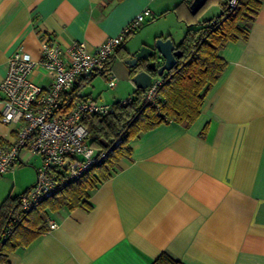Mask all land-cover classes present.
<instances>
[{
  "label": "crops",
  "instance_id": "0c3cea01",
  "mask_svg": "<svg viewBox=\"0 0 264 264\" xmlns=\"http://www.w3.org/2000/svg\"><path fill=\"white\" fill-rule=\"evenodd\" d=\"M179 2L0 0V81L15 50L39 57L40 31L94 50L146 7L151 15L119 47L129 58L159 36L176 45L184 20L194 21L184 4L172 10ZM220 56L226 67L189 127L169 121L132 139L130 158L88 192L90 208L48 212L56 226L2 264H151L162 252L182 264H264V0L247 37L227 42ZM111 69L112 88L130 83L134 91L124 59ZM31 78L48 84L41 69ZM14 134L0 123V143ZM34 156L23 150L17 164ZM20 193L9 191L0 205Z\"/></svg>",
  "mask_w": 264,
  "mask_h": 264
},
{
  "label": "trees",
  "instance_id": "16d2710c",
  "mask_svg": "<svg viewBox=\"0 0 264 264\" xmlns=\"http://www.w3.org/2000/svg\"><path fill=\"white\" fill-rule=\"evenodd\" d=\"M193 0H180L173 11L184 4L194 21L184 20L185 33L176 48L183 52L175 66L161 76L155 103L144 100L145 90L135 88L129 101L116 100L112 109L102 115H86L81 120L87 130V141L97 153L105 155L98 164L88 169L78 179L68 183L56 193L36 202L29 210H22L18 196L7 197L0 205V264L6 261L7 253L18 246H27L48 230V212L62 207L72 209L77 206L90 208L88 192L110 177L121 159L131 155L130 141L155 126L175 121L189 127L198 117L204 98L211 86L226 67L220 51L229 41L245 39L260 7L261 0H237L228 6L227 0H213L220 12L208 18L199 19L201 9L195 14L190 11ZM128 35L124 41L129 39ZM167 38V37H165ZM123 41V42H124ZM129 53L118 47L108 60L111 65L116 58L126 59ZM140 67L130 68V76ZM155 75L153 71H150ZM95 75L86 76V81ZM75 86L68 94L66 105L71 106L81 97ZM125 99V98H124ZM7 228H10L9 231ZM151 264H182L162 252Z\"/></svg>",
  "mask_w": 264,
  "mask_h": 264
},
{
  "label": "built area",
  "instance_id": "2783aa9c",
  "mask_svg": "<svg viewBox=\"0 0 264 264\" xmlns=\"http://www.w3.org/2000/svg\"><path fill=\"white\" fill-rule=\"evenodd\" d=\"M236 2L227 0L231 7ZM150 15L149 8L142 9L117 35L107 38L94 50L78 40L62 46L55 36L40 31L38 58L20 48L8 57L6 72L0 81V123L12 127L15 134L9 142L0 143V177L14 168L23 150L41 159L36 168V182L19 197L22 210H29L36 202L78 179L105 155L97 153L88 143L81 120L86 115L106 114L112 109V103L81 97L68 106V94L79 85L81 78L90 75L107 76V86H114L115 75L108 60ZM35 69L44 72L47 85L31 78ZM160 83L161 76L152 79L145 89L146 102L155 103ZM48 226L54 228L56 222L49 220Z\"/></svg>",
  "mask_w": 264,
  "mask_h": 264
},
{
  "label": "rangeland",
  "instance_id": "374dc122",
  "mask_svg": "<svg viewBox=\"0 0 264 264\" xmlns=\"http://www.w3.org/2000/svg\"><path fill=\"white\" fill-rule=\"evenodd\" d=\"M219 5L215 1L208 2L200 11L199 18L214 16L216 7ZM203 19V18H202ZM82 94H90L98 102L111 104L115 99H124L133 93L130 83H122L116 87L107 86V76L98 74L85 82L81 88ZM41 164L39 156H34L25 164H17L14 168L0 179V199L11 191L12 195H17L25 188L31 187L36 182V168Z\"/></svg>",
  "mask_w": 264,
  "mask_h": 264
},
{
  "label": "water",
  "instance_id": "95a60500",
  "mask_svg": "<svg viewBox=\"0 0 264 264\" xmlns=\"http://www.w3.org/2000/svg\"><path fill=\"white\" fill-rule=\"evenodd\" d=\"M206 0H193L190 11L195 14L205 4ZM183 52L176 48L171 38L156 37L150 44H143L131 57L124 60L128 68L140 67L131 81L135 88L145 90L155 76H162L170 71L182 56ZM153 71L155 75H152Z\"/></svg>",
  "mask_w": 264,
  "mask_h": 264
}]
</instances>
